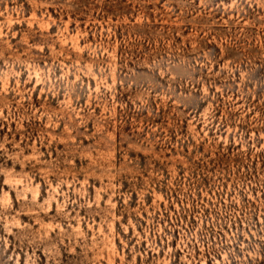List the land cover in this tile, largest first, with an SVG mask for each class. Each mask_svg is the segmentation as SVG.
<instances>
[{"label": "rangeland", "instance_id": "rangeland-1", "mask_svg": "<svg viewBox=\"0 0 264 264\" xmlns=\"http://www.w3.org/2000/svg\"><path fill=\"white\" fill-rule=\"evenodd\" d=\"M0 264H264V0H0Z\"/></svg>", "mask_w": 264, "mask_h": 264}]
</instances>
